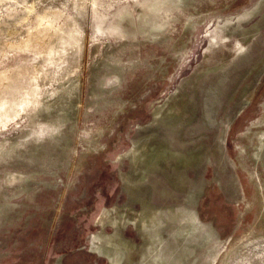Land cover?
Here are the masks:
<instances>
[{
    "label": "rangeland",
    "instance_id": "rangeland-1",
    "mask_svg": "<svg viewBox=\"0 0 264 264\" xmlns=\"http://www.w3.org/2000/svg\"><path fill=\"white\" fill-rule=\"evenodd\" d=\"M0 264H264V0H0Z\"/></svg>",
    "mask_w": 264,
    "mask_h": 264
},
{
    "label": "bare ground",
    "instance_id": "bare-ground-1",
    "mask_svg": "<svg viewBox=\"0 0 264 264\" xmlns=\"http://www.w3.org/2000/svg\"><path fill=\"white\" fill-rule=\"evenodd\" d=\"M211 93H213V92H211ZM203 103V102H202ZM201 110H202V106H201ZM203 111V110H202ZM208 118L211 120V125H216V123H217V120H216V118H215V115H214V113L211 111V110H209L208 111ZM194 222V221H193Z\"/></svg>",
    "mask_w": 264,
    "mask_h": 264
}]
</instances>
